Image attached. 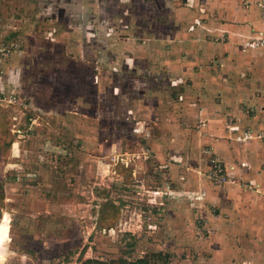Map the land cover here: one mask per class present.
I'll list each match as a JSON object with an SVG mask.
<instances>
[{"label":"rangeland","instance_id":"1","mask_svg":"<svg viewBox=\"0 0 264 264\" xmlns=\"http://www.w3.org/2000/svg\"><path fill=\"white\" fill-rule=\"evenodd\" d=\"M209 7L0 0V264H264V226L227 188L262 202L264 189L202 140L216 91L194 70L219 65L229 42ZM230 73L223 94L242 85ZM234 121L213 139L263 141L264 127Z\"/></svg>","mask_w":264,"mask_h":264},{"label":"crops","instance_id":"2","mask_svg":"<svg viewBox=\"0 0 264 264\" xmlns=\"http://www.w3.org/2000/svg\"><path fill=\"white\" fill-rule=\"evenodd\" d=\"M242 2H245V4L251 3L250 9L244 10L241 7ZM254 2H258V0H206V4L210 6L209 9L217 11V16L215 15L212 17L213 20L208 21V26L215 24L219 35L224 32L223 36L229 42L221 40V43L216 45V48H219V53L215 57V61L219 58V65H215L211 71L208 67H205L202 73L201 68L194 70L195 72L198 70V73L194 74H198L200 77V74H203L202 77L205 80L203 83L204 93L208 88L209 94L213 90L216 93L215 100L208 103L207 109H202L200 112L192 110V115L197 116L199 112L198 114L202 115L203 120L208 122L204 129L206 136L202 137L203 142L212 144L215 147L213 151L226 163H232L230 161L235 160V156L238 157V161L242 162L245 169H248L249 179L255 185H259L260 188L264 189V146L261 141L254 139L232 150L233 146L237 144H228L225 141H223L224 143L222 141L216 142L213 139V137L226 138L228 136L225 134L224 129H219L220 124H218V122H223V126L228 118L235 119V125L239 126L240 131L246 126L256 130L259 127H264V51L256 48L247 50L245 47L246 43L250 45L251 42L257 40L263 31V25L259 19V10L257 6H253ZM207 40L203 42V50L211 56L210 47L207 46H212V44ZM231 71H233V74L236 73V80L241 82L242 85L234 84L233 87L228 89L229 91L226 89L227 94H223L218 89L224 87L222 82L226 79V75L231 74ZM221 73L226 75L222 76ZM239 75L240 77L247 75L249 78L240 80ZM212 76L220 78V81L215 83L219 86L214 87L213 83H208V78ZM198 99H205V96H199ZM246 106L252 110L248 115L245 113ZM240 177L242 178L241 175ZM227 189V194L241 197L239 201L229 200V202H233L235 207L238 205H241L240 207L247 206L245 212L252 217V229H262L264 226V201L262 202L258 196L259 199H252L254 193L248 191L242 194L237 191L238 188ZM203 191L204 198L206 197L208 201H219V199L213 197L214 194L211 189L204 187ZM219 202L222 205L225 204L224 201ZM263 245H259L260 248L264 247Z\"/></svg>","mask_w":264,"mask_h":264},{"label":"built area","instance_id":"3","mask_svg":"<svg viewBox=\"0 0 264 264\" xmlns=\"http://www.w3.org/2000/svg\"><path fill=\"white\" fill-rule=\"evenodd\" d=\"M256 6L258 7V10L261 13V23L263 25V31L260 33V37L257 40L251 42L250 46L254 47L255 45H253V43L255 44V42L257 41V42H259V46L264 48V0H258ZM262 144L264 146V139L262 141ZM220 170H222V169H220ZM222 171H224V169ZM242 184H244V183H242Z\"/></svg>","mask_w":264,"mask_h":264},{"label":"trees","instance_id":"4","mask_svg":"<svg viewBox=\"0 0 264 264\" xmlns=\"http://www.w3.org/2000/svg\"><path fill=\"white\" fill-rule=\"evenodd\" d=\"M83 264H111V263L103 262V261L88 260L84 262ZM131 264H148V262L145 260H137L136 262L131 263Z\"/></svg>","mask_w":264,"mask_h":264}]
</instances>
